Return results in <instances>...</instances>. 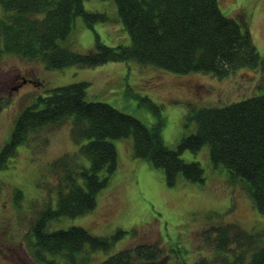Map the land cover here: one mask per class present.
Segmentation results:
<instances>
[{"label":"trees","instance_id":"obj_1","mask_svg":"<svg viewBox=\"0 0 264 264\" xmlns=\"http://www.w3.org/2000/svg\"><path fill=\"white\" fill-rule=\"evenodd\" d=\"M82 1L0 0L4 10L0 17V58L7 53L40 60L48 69L135 60L174 73L202 72L219 78L236 69L264 64L247 19L223 14L218 0H114L130 43L108 46L95 37L93 49L75 51L59 43L70 32L74 18L81 15L89 26L106 18L102 13L85 12ZM87 84L79 81L53 87L49 94L37 97L17 114L10 138L0 149L3 168L18 145L32 146L45 128L71 119L70 138L76 150L49 162L57 177L55 206L44 205L30 222L29 234L34 237L30 244L36 256L48 252L78 264L76 254L86 245L87 251H106L120 239L124 230L96 236L80 226L48 231L45 225L60 216L83 215L96 206L98 192L117 166L110 139L129 135L133 156L162 168L168 185L175 184L179 174L191 182L203 181L200 164L185 161L179 154L207 145L213 166L221 165L231 182L244 184L258 212L264 213V93L222 107L190 108L187 117L195 121V131L183 136L172 149L163 144L159 110L153 112L155 122L144 124L104 102L87 101ZM143 100L151 109H158L146 96ZM203 233L222 253L229 243L236 242L237 250L231 257H221L222 264H264V244L258 245L255 235L236 222L219 223ZM163 255L159 243L140 242L123 247L97 264H161ZM87 259L82 257L83 262ZM195 264H206V260Z\"/></svg>","mask_w":264,"mask_h":264},{"label":"rangeland","instance_id":"obj_2","mask_svg":"<svg viewBox=\"0 0 264 264\" xmlns=\"http://www.w3.org/2000/svg\"><path fill=\"white\" fill-rule=\"evenodd\" d=\"M218 4L223 14L247 19L250 35L264 59V0H218ZM82 6L85 12L102 13L106 18L92 21L89 26L81 15L76 16L60 44L87 52L93 49L95 37L108 46L130 43L114 0H83ZM3 13L0 6V17ZM22 77L30 80L23 81ZM79 81L88 82L87 101L104 102L144 124L155 122L153 112L159 110L163 144L176 149L183 136L195 131V121L187 117L190 108L222 107L245 97L263 95L264 64L236 69L219 78L202 72L174 73L135 60L48 69L40 60L3 53L0 149L10 138L14 119L24 107L49 94L53 87ZM145 96L158 109L148 107ZM70 126L71 119L67 118L56 127L45 128L40 140H33L32 146L18 145L15 155L0 168V264H70L64 256L48 252L36 256L30 244L34 237L29 234L30 222L44 205L55 206L57 177L49 162L76 150ZM110 140L116 150L117 166L107 185L98 192L96 206L83 215L60 216L45 225L48 231L80 226L96 236L125 231L109 250L87 251L86 245L76 254L78 264H97L123 247L140 242L162 246L161 264H195L202 259L206 264H222L221 257H231L237 250L236 242L229 243L222 253L203 232L227 221L236 222L255 235L258 245L264 244V213L258 212L244 184L231 182L221 165L213 166L207 145L195 152L184 149L179 154L185 161L200 164L203 181L191 182L179 174L175 184L168 185L162 168L133 156L131 135ZM16 190L21 194L17 195ZM84 256L88 259L83 262Z\"/></svg>","mask_w":264,"mask_h":264},{"label":"flooded vegetation","instance_id":"obj_3","mask_svg":"<svg viewBox=\"0 0 264 264\" xmlns=\"http://www.w3.org/2000/svg\"><path fill=\"white\" fill-rule=\"evenodd\" d=\"M23 78V77H22ZM25 79H27V80H30L29 78H25ZM24 78H23V80H25Z\"/></svg>","mask_w":264,"mask_h":264}]
</instances>
